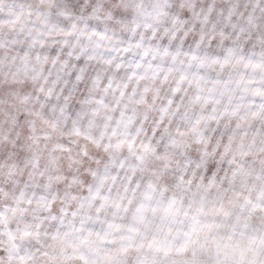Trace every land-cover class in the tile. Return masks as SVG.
Returning a JSON list of instances; mask_svg holds the SVG:
<instances>
[{"label": "snow or ice", "instance_id": "snow-or-ice-1", "mask_svg": "<svg viewBox=\"0 0 264 264\" xmlns=\"http://www.w3.org/2000/svg\"><path fill=\"white\" fill-rule=\"evenodd\" d=\"M0 264H264V0H0Z\"/></svg>", "mask_w": 264, "mask_h": 264}]
</instances>
